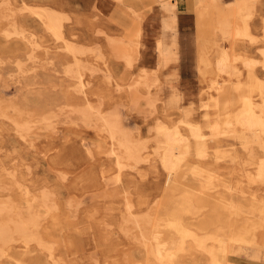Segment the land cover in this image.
Masks as SVG:
<instances>
[{"label":"rangeland","instance_id":"1","mask_svg":"<svg viewBox=\"0 0 264 264\" xmlns=\"http://www.w3.org/2000/svg\"><path fill=\"white\" fill-rule=\"evenodd\" d=\"M237 1L210 3L198 27L199 7L196 0H190L184 20L188 43L177 47L176 5L162 2L164 13L159 6L135 14L143 24L128 65L122 48L111 41L122 38L123 32L107 19L106 7L97 0H0V203L23 207L21 192L28 190L34 210L20 213L39 215L37 234L41 238V244L20 239L10 242L0 254V264H154L145 253V247L154 242L150 239L144 244L136 224L146 230L155 226L158 241L168 243L174 235L165 228L166 199L176 201L185 193L200 194L210 202L193 216L195 224L205 223L215 206L226 221L228 216L235 220L234 232L243 224L249 228L247 238L254 242L229 243L230 251L223 254L221 264H264V224L254 226L260 220L255 208L264 205V186L252 185L242 173L256 175L248 155L251 151L258 159L262 151L254 143L245 146L249 137L240 139L222 130L220 137H213L210 130L234 122L235 132H242L233 121L234 112L241 108L240 98L246 95L254 104L260 102L257 91L247 89V84L251 78L264 82V0L247 4L248 36L240 37L233 34L234 28L243 26ZM33 9L62 15V39L44 29ZM12 18L23 21L15 34L8 33L14 31L8 25ZM30 38L37 44L32 51L26 42ZM65 42L80 50V55L75 54L77 67ZM222 51L229 56L230 74L216 70L215 60ZM246 60L253 64L250 70ZM75 73L82 77L80 86ZM100 117H116L135 146L144 144L146 158L137 165L124 160L127 165L117 174ZM178 120L196 124L208 148L204 158H199L191 141V151L179 154L171 192L154 151L158 137L153 127L158 122L166 124L165 137L174 145L172 128L188 136ZM197 170L202 175H193ZM207 176L212 185L201 191ZM128 205L131 214L126 212ZM237 205L242 211L235 213L232 208ZM188 218L184 216L185 222ZM216 228L214 224L197 232L227 235L226 228ZM184 248L173 264H208L201 250L191 249L189 242Z\"/></svg>","mask_w":264,"mask_h":264},{"label":"bare ground","instance_id":"2","mask_svg":"<svg viewBox=\"0 0 264 264\" xmlns=\"http://www.w3.org/2000/svg\"><path fill=\"white\" fill-rule=\"evenodd\" d=\"M99 1L103 2V0H99ZM252 1L253 0H239L236 3L237 13H238V15L241 16L242 23H243L242 28H234L233 29V32H234L233 34L236 37L248 36L246 21H248L250 18V11H249V8L247 7V4L249 2L252 3ZM202 2H203V0H196L197 6L199 7V10H197V26L198 27L203 25L205 17L208 14V5L210 3L214 4V2H216V0H208V4H206V3L203 4ZM24 9H26V8H24ZM35 11L36 10H34V12ZM213 11H214V9H213ZM31 14H32V11H31ZM35 14L40 18L41 24L45 30L51 32L56 38L62 39L61 28H62L63 17L60 13L53 11V10L42 9L39 12H35ZM22 22L23 21L21 19L12 18L8 25L13 27L14 31L8 32V33H14L15 34L16 33V30H15L16 27L18 26V24H21ZM225 25L228 27L229 26L228 22H225ZM217 28H219V26ZM263 33H264V26H263ZM6 35H8V34H6ZM139 35L140 34L138 32L133 39H125L122 37L119 40H115V41L111 40L113 43L119 45V47L122 48L121 54L124 57V59L128 65L130 64L131 55H134V53L138 47ZM21 39H22V37H21ZM198 39H197V43L200 42V41H198ZM26 42H27L28 46L30 47L31 51L33 50V48H35L37 46L36 42L32 38L27 39ZM156 44L159 45V43H156ZM202 45H204V44H202ZM202 47L204 48V46H201V48ZM64 48L66 51H68L72 55L73 65L75 67H77L78 61L76 59L75 54L80 52V50H78L74 45L67 43V42H65ZM158 52H159V48H158ZM78 54L80 55V53H78ZM202 55L204 56V54H202ZM261 55L263 57L262 66L264 68V49L261 51ZM29 56H31V54ZM229 60L230 59H229L228 54L226 52L222 51L220 53L219 57L217 58V60H215V66H216V70L218 73H227V74L231 73L229 70V68H230ZM244 62H245V66L250 70V68L253 66V64L251 62H247V60ZM204 65L206 66V64H204ZM203 67L204 66L202 65V69H203ZM231 69H232V67H231ZM200 71H198L199 74H200ZM211 72H209V73H211ZM202 73H204V72H202ZM206 73H208V72H206ZM73 75H74V77L77 78V81H78L79 86H80L82 77L80 78V75L77 73H75ZM211 75H212V73H211ZM200 76H202V75L200 74ZM247 89H255L257 91L258 95L260 96V102H258L257 104H254L251 101L250 97L246 96V95H243L240 98L239 101L241 103V108L237 112H234V114H236V117L233 118V121H235V124L240 127V131H242V132H240V133L235 132L234 122H226L225 123L226 127H224L223 129L211 128L210 130L212 133L211 135H213V137H215V135L217 137L221 133L220 130H222V131L226 132L228 135H236L240 139H243L244 137H249L250 138L249 141L243 142L245 144V146H247L248 143H254L258 146V148L262 151V157L257 159L251 151H250V153L248 152L249 153L248 157L250 158L251 162H254L253 163L254 166H256V171H257L256 175H253L251 172L250 173L242 172V173H244V175H243L244 178H246L248 181H250L252 185H263L264 186V82H261L256 78H251L248 81ZM233 92H234V90H233ZM233 97H235V96H233ZM235 103H236V101H235ZM230 106H231V104H230ZM89 109H90V107H89ZM100 119L102 120L103 125H104L105 129L107 130V135L110 138L111 146L107 148V153L113 157L114 164L118 170L117 174H119L121 172V170L124 167H126L127 164H125L126 163L125 161L129 160L130 162H133L136 164V163H139L140 161H142L146 158L147 151L144 149L143 146H141L143 143L141 145H137L138 144L137 143L136 144L137 146H135L131 137H129L126 133H124L120 129V126L118 125L116 117H113V120H107L104 117H100ZM179 122L181 124H183V126H186V128L188 130V136L187 137L184 136L177 129V127L172 128V133L174 134V137L176 138V142L174 145H172L170 143V141L165 137V132L168 129V126L166 124H164L162 122H158V124L156 123L157 124L156 128L153 127V129L156 130V133L155 132L154 133H155V135H157L156 137H158V139L156 141V147L157 148H154V151L158 153L161 165H162L163 169L166 171L165 184H166V186H169L171 184L170 188H167V190L171 191V192L175 190L174 181H175V176L177 175V170H178L179 164H180V155L179 154L184 153V155H185L191 151V149H190L191 148V141L193 143L194 153L199 158H204V156L206 155V149L208 148L207 147L208 142L205 141L202 133L200 132V128L196 124H193V123H190L187 121H183V120H181ZM214 124H217V122H215ZM23 126H26V125H23ZM27 127L28 126H26V128ZM27 130H29V129H27ZM209 137L210 136H208L207 138H209ZM218 137H220V136H218ZM224 137H225V135H224ZM154 141H155V139H154ZM180 141H182V143H183L182 149H179V142ZM210 141H212L215 144L218 143L215 138H212V140H210ZM160 149H163V150L159 154L158 150H160ZM151 151L153 152V150H151ZM215 160H217V159H215ZM217 161H219V160H217ZM201 173L202 172H200V170L199 171L197 170V171H194L193 175H195L197 177V176L202 175ZM206 175H207V173H206ZM113 176H115V175H113ZM116 176H118V175H116ZM210 177L211 176H207V178H205V181L203 182V184H201V186H200L201 191H203L204 189H209L211 187L212 181H211ZM107 181L109 182V180H107ZM111 181H113V180H111ZM114 181H118V180H114ZM28 193L29 192L26 189L23 190V192H21V197H22L21 199L23 200V207H16L13 205L7 206L4 203H0V206H1L0 207V254H2L4 252V250H6L5 247L10 242L18 240V239L23 240L25 243L30 242V241H34L37 244H41V238L37 234V231H38L37 222H38L39 215L37 213L36 214L27 213V215H23L22 213H20V212H32V210H34L33 209L34 206L30 202L31 199L28 197L29 196ZM199 195H190L188 193H185V194H182L179 197V200H176V201L171 200V198L166 199V207H165V210L163 211V212H168L167 217L165 219V228L167 230H169L174 235V237L176 238V239L174 237L172 239L170 238V241L168 243L164 242V241L163 242L158 241L159 234H158V231H157L155 226H150L151 229L146 230L144 225L136 224L137 227L139 228L138 230L140 231V235H141V238H142L144 244H147V241L150 239L154 242V244L152 243V244L147 245L145 247V253H146L147 258L151 257L153 259L154 264H173V260L176 257V254L179 251H183L185 249L184 244L186 242H189L191 249H198L199 251L201 250L203 253H205L209 258L208 264H221L220 259L223 257V254L225 252L228 253V251H230L229 243H234V244L235 243H238V244L247 243L248 244L249 241H250V243L254 242L253 239L248 240V238H247V236L249 235V228L246 225L243 224L240 228L237 229V231L234 232L233 231L234 229H232V228H234L236 225L235 220H230V218L228 216V220L226 221L225 216H224L225 214L223 212H221L218 208H215V206L211 207V210H210L211 212L209 214L210 217L208 220L205 221V223L195 224V217H193V216L195 214H197L202 207H204L206 204L210 203L209 200H207V198H204V197L199 196ZM40 197H41V195H40ZM217 200L219 201L220 206L224 205V204H222L220 199H217ZM43 204L45 205V203H43ZM124 206H126V205H124ZM161 207H163V206L161 205ZM53 208H55V207H53ZM53 208H52V210H53ZM22 209H24V210H22ZM46 210L48 211L49 209H46ZM255 210L258 212L257 215H258V218L260 220L257 221L256 223H254V226L257 225V227H258V226H261L264 224V205L260 206L258 208H255ZM232 211L237 213V212H241L242 209L237 205L236 208H232ZM126 212H128V213L130 212L129 205L126 207ZM129 214H131V213H129ZM184 216L189 217L188 221L185 222ZM66 219L67 218H65V220ZM53 221H54V219H53ZM225 221L227 223H225ZM54 223H56V222H54ZM145 223L148 225V221ZM214 224H216V226H217L216 231H220V229H221V231L222 230L224 231V228H226L227 229L226 230L227 235H225V237H223L218 232H210V233H207L203 236L198 234L197 230H199V231L203 230L204 228H206V226H213ZM53 226H51V227H53ZM57 227H59V225H57ZM61 227H63V226H61ZM58 229H60V228H58ZM208 243H210V244H208ZM249 246H250V244H249ZM252 252L253 251H251V254H253ZM234 253H232V254H234ZM255 253L258 254V252H255ZM251 256L254 257L255 254L251 255ZM132 259H133V257H132ZM136 260H139V259H136ZM53 262H54L53 264H56L55 261H53Z\"/></svg>","mask_w":264,"mask_h":264},{"label":"crops","instance_id":"3","mask_svg":"<svg viewBox=\"0 0 264 264\" xmlns=\"http://www.w3.org/2000/svg\"><path fill=\"white\" fill-rule=\"evenodd\" d=\"M97 2L98 5L106 7L107 19L110 20L119 31L123 32V38L125 39H133L142 28L143 23L135 17V14L144 13L146 10L155 9L159 6L162 8V2H169L171 7L176 5L177 14L174 16V31L176 33L175 47H177V45L179 46L181 43H188L185 39L187 38L189 29L184 27V20L186 16H188L189 11L187 10L190 8V0H103V2L97 0Z\"/></svg>","mask_w":264,"mask_h":264}]
</instances>
